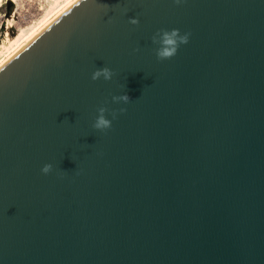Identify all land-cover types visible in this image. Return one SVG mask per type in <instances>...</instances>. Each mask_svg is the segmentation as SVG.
I'll use <instances>...</instances> for the list:
<instances>
[{"label":"water","instance_id":"1","mask_svg":"<svg viewBox=\"0 0 264 264\" xmlns=\"http://www.w3.org/2000/svg\"><path fill=\"white\" fill-rule=\"evenodd\" d=\"M0 264H264V0L76 2L1 66Z\"/></svg>","mask_w":264,"mask_h":264},{"label":"clouds","instance_id":"2","mask_svg":"<svg viewBox=\"0 0 264 264\" xmlns=\"http://www.w3.org/2000/svg\"><path fill=\"white\" fill-rule=\"evenodd\" d=\"M77 3H84L86 0H76ZM175 5H180L184 0H172ZM105 10L108 9V5H103ZM127 11L126 9L124 10ZM129 23L132 25H137L139 23L138 18H130ZM190 33L185 32L180 33L179 29H158L151 37V41L154 45H157L155 48V55L157 60H169L174 57L181 45L187 44L189 42ZM133 51H139V49H133ZM115 73L107 66L100 67L94 70L91 74V79L93 81L103 79L109 81ZM130 101V97L125 93L122 95H112V103H125L127 104ZM126 111L125 108H120L118 110H109L105 106H100L97 108V116L92 124V127L99 131H106L111 128L112 120H115L118 114H123ZM108 113L111 115L112 120L106 118L105 114ZM41 173L47 175L52 171L51 164H44L41 168Z\"/></svg>","mask_w":264,"mask_h":264},{"label":"rangeland","instance_id":"3","mask_svg":"<svg viewBox=\"0 0 264 264\" xmlns=\"http://www.w3.org/2000/svg\"><path fill=\"white\" fill-rule=\"evenodd\" d=\"M52 1L19 0L17 5L2 4L0 8V59L6 53V49L13 44L21 30L42 21L45 8Z\"/></svg>","mask_w":264,"mask_h":264},{"label":"bare ground","instance_id":"4","mask_svg":"<svg viewBox=\"0 0 264 264\" xmlns=\"http://www.w3.org/2000/svg\"><path fill=\"white\" fill-rule=\"evenodd\" d=\"M19 0H0V8L3 3L15 4ZM76 0H53L46 8L44 17L41 22L24 28L15 38L13 44L6 49V53L0 59V67L13 58L19 51H21L28 43H30L37 35L45 30L52 22H54L60 15L69 9ZM14 5V6H15ZM2 54V53H1Z\"/></svg>","mask_w":264,"mask_h":264}]
</instances>
